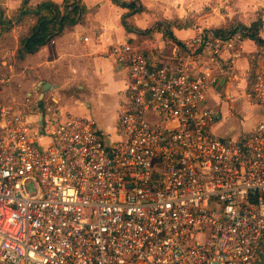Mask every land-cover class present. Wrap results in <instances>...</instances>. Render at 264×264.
Instances as JSON below:
<instances>
[{"label":"built area","instance_id":"1","mask_svg":"<svg viewBox=\"0 0 264 264\" xmlns=\"http://www.w3.org/2000/svg\"><path fill=\"white\" fill-rule=\"evenodd\" d=\"M191 29L159 67L109 47L129 99L110 144L89 118L0 101V264H264V49L240 72L242 28ZM240 100L262 120L214 137L211 102Z\"/></svg>","mask_w":264,"mask_h":264},{"label":"crops","instance_id":"2","mask_svg":"<svg viewBox=\"0 0 264 264\" xmlns=\"http://www.w3.org/2000/svg\"><path fill=\"white\" fill-rule=\"evenodd\" d=\"M120 1H137L139 6L129 12L112 0H80L84 13L79 22L62 27L35 52L23 53L20 42L36 27L37 12L45 15L41 6L51 3L61 12L76 0H0V76L7 80L0 88V101L29 121L52 115L61 120L68 115L89 118L110 144L121 139L118 111L129 100L124 94L126 76L108 55L110 46L128 43L142 52L151 67H159L182 52L180 43L192 36V24L225 37L233 28L244 29L261 20L258 36L264 41V0ZM242 48L244 53L236 61L240 72L252 63L262 64L258 53L264 47L244 39ZM226 56L223 53L221 58ZM211 70L217 75L216 67ZM211 104L220 112L225 107ZM255 110L259 122L263 116ZM219 125H213L211 133Z\"/></svg>","mask_w":264,"mask_h":264},{"label":"trees","instance_id":"3","mask_svg":"<svg viewBox=\"0 0 264 264\" xmlns=\"http://www.w3.org/2000/svg\"><path fill=\"white\" fill-rule=\"evenodd\" d=\"M66 2L68 0H65ZM75 1V0H74ZM80 0H76L71 5H66L60 12L58 7L54 4L42 5L45 15L37 12V25L34 28L31 35L21 40V50L23 53H33L38 48L44 46L50 39L60 33V30L65 25H73L75 22H79L84 13V9L78 4ZM115 4L121 8L128 9L129 12H134L138 8L137 1L124 2L120 0H112ZM51 14V15H50ZM126 28H129L125 24ZM261 27V20L252 23L249 27H244L245 35L244 39H249L256 42L259 46L264 47V41L258 36V31ZM217 33V32H216Z\"/></svg>","mask_w":264,"mask_h":264},{"label":"rangeland","instance_id":"4","mask_svg":"<svg viewBox=\"0 0 264 264\" xmlns=\"http://www.w3.org/2000/svg\"><path fill=\"white\" fill-rule=\"evenodd\" d=\"M235 106L234 111H229L222 106L221 116L223 119L220 121V125L218 127L212 129V135L214 137H218V135H229L238 138L242 133L257 124V114L254 107L248 106L244 101L239 102ZM70 107V105H67L66 110H70ZM109 142V139L106 138V143Z\"/></svg>","mask_w":264,"mask_h":264}]
</instances>
